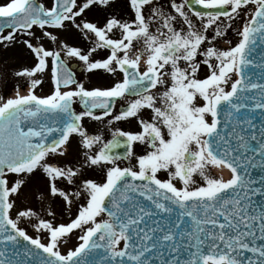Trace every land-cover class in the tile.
<instances>
[{"label": "snow or ice", "instance_id": "snow-or-ice-1", "mask_svg": "<svg viewBox=\"0 0 264 264\" xmlns=\"http://www.w3.org/2000/svg\"><path fill=\"white\" fill-rule=\"evenodd\" d=\"M0 264H264V0H0Z\"/></svg>", "mask_w": 264, "mask_h": 264}, {"label": "rangeland", "instance_id": "rangeland-1", "mask_svg": "<svg viewBox=\"0 0 264 264\" xmlns=\"http://www.w3.org/2000/svg\"><path fill=\"white\" fill-rule=\"evenodd\" d=\"M42 2L47 3V0H42ZM233 38L235 39V36L233 35ZM49 85L48 83H45V85L39 89V93L43 94L48 91ZM123 127H128V125H122ZM110 138V137H109ZM76 242L75 237L72 238V243L74 244Z\"/></svg>", "mask_w": 264, "mask_h": 264}, {"label": "bare ground", "instance_id": "bare-ground-1", "mask_svg": "<svg viewBox=\"0 0 264 264\" xmlns=\"http://www.w3.org/2000/svg\"><path fill=\"white\" fill-rule=\"evenodd\" d=\"M224 175H225V177H227L229 175L227 170L224 171Z\"/></svg>", "mask_w": 264, "mask_h": 264}, {"label": "flooded vegetation", "instance_id": "flooded-vegetation-1", "mask_svg": "<svg viewBox=\"0 0 264 264\" xmlns=\"http://www.w3.org/2000/svg\"><path fill=\"white\" fill-rule=\"evenodd\" d=\"M78 75H79V73H78Z\"/></svg>", "mask_w": 264, "mask_h": 264}]
</instances>
